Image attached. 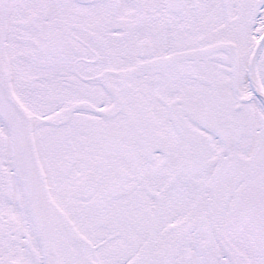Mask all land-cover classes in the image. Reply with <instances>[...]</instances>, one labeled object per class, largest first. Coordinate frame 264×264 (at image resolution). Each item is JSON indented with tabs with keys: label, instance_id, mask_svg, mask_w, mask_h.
<instances>
[{
	"label": "snow or ice",
	"instance_id": "obj_1",
	"mask_svg": "<svg viewBox=\"0 0 264 264\" xmlns=\"http://www.w3.org/2000/svg\"><path fill=\"white\" fill-rule=\"evenodd\" d=\"M0 264H264V0H0Z\"/></svg>",
	"mask_w": 264,
	"mask_h": 264
}]
</instances>
